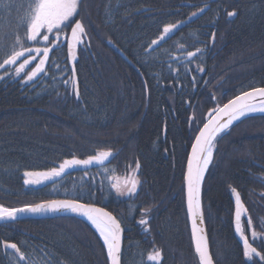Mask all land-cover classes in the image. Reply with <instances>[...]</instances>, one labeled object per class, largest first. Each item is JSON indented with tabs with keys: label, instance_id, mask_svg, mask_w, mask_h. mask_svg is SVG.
<instances>
[{
	"label": "trees",
	"instance_id": "trees-1",
	"mask_svg": "<svg viewBox=\"0 0 264 264\" xmlns=\"http://www.w3.org/2000/svg\"><path fill=\"white\" fill-rule=\"evenodd\" d=\"M32 2L0 0V63L16 36L24 37L19 21ZM201 8L205 11L193 23L149 51L165 25L181 24ZM232 11L237 15L229 17ZM75 20L86 29L75 65L79 96L67 32H60L59 47H52L53 38L45 71L33 81L24 83V77L42 54L19 77L15 68L27 53L0 69V76L10 74L0 80V205L79 199L106 208L120 221L122 264H150L147 256L156 250L162 251L160 264H199L186 209L187 161L209 111L264 88V0H80L69 32ZM36 45L43 46L24 40V47ZM197 48L202 54L187 56ZM214 143L202 187L213 261L264 264L244 256L232 191L239 192L248 211L242 226L249 242L264 253V115L237 122ZM107 150L116 154L108 166L52 178L40 189L24 183L25 171H47L63 159ZM133 173L140 181L136 193L118 194L115 179ZM141 219L148 224L141 225ZM4 240L17 243L32 264H110L98 234L77 217L0 223ZM14 257L0 247V264H14Z\"/></svg>",
	"mask_w": 264,
	"mask_h": 264
},
{
	"label": "snow or ice",
	"instance_id": "snow-or-ice-1",
	"mask_svg": "<svg viewBox=\"0 0 264 264\" xmlns=\"http://www.w3.org/2000/svg\"><path fill=\"white\" fill-rule=\"evenodd\" d=\"M80 6V0H33L29 6V10L19 21V24L25 29L24 37L21 38L19 35L12 45L10 52L6 53V58L3 63H0V69L5 66L15 65L25 54H29L28 59H24L18 67L15 68V76L19 77L24 72L26 66L36 59L31 53L37 54L42 53V57L39 63L36 64L32 70L24 77V83L33 81L34 78L42 74L45 71V64L49 58L48 47L41 48H30L24 47V40L37 42V38L41 36L42 31L46 33H53L56 30L55 40L61 39L60 32L62 31L61 26L65 25L66 22L70 21L78 11ZM205 9L201 8L199 13L194 12L189 17V20L202 14ZM229 17L237 15L235 11L228 12ZM177 24H168L163 27V34L161 40L165 36L172 33L173 30L177 29ZM86 36V29L84 24L80 20H75L74 27H71V44L70 51L72 60L75 62L77 59L76 49L77 45L83 43V38ZM49 35L44 34L42 41L48 42ZM111 43V41H109ZM151 46H158V41L153 40ZM150 46V47H151ZM55 47H59L56 44ZM19 48V50H17ZM197 53L202 54V50L197 48L193 52H188V57H196ZM203 71V68H199ZM73 73L75 68L73 67ZM6 76H0V80L7 78ZM195 78L193 77V81ZM68 83V81H65ZM73 87L76 88L75 79L72 80ZM76 95L79 96L78 89ZM257 97L262 98L259 105L250 103L249 101L255 100ZM264 112V88L254 89L251 92H245L235 99L230 100L227 104L222 107H217L209 113V120L204 123L203 128L199 130V134L195 137V144L192 146L191 156L187 161V210L191 215L192 233L195 238V252L198 254L200 264H214L211 254L209 252L208 244L205 235H203V228L198 227L197 222L203 220V212L201 206V185L204 180L206 171L213 160V152L215 148V140L217 136L225 132L233 125L235 121L247 116L252 112ZM113 155L111 150L98 152L96 155L88 156L86 159H79L73 156L71 159H63L57 167H53L47 171H25L24 183L26 185L35 184L39 185L46 180H50L54 177H60L65 174L68 170L73 169L77 166H90L94 162L103 163L109 157ZM139 169V163L136 165ZM264 179V178H262ZM140 181L135 178V173L131 177H126L123 181V185L119 182L114 183L112 187L116 189V192L121 195H131L136 193L137 186ZM235 193L236 200V232L240 234L243 239L244 256L248 259L258 257L259 261L264 262V253L258 252L257 248L253 247V244L249 242V236L245 234V230L241 224V217L244 212L247 211L244 208L241 197L238 191L232 189ZM59 213V212H71L80 216L86 217L88 221L95 227L99 232V236L103 240V244L106 245L107 257L110 260V264H121V237L124 229L121 227L120 221L116 219L112 213L105 211L104 209L98 208L93 204L82 203L79 199H60V200H49L36 204H26L19 208H10L4 205H0V220L4 221H15L20 214L23 213ZM143 215H148V210H145ZM248 222L251 225V219L248 218ZM141 225H147V219H141L139 221ZM253 241L258 237L254 228L250 233ZM0 247L8 252L11 250L15 253L14 264H32L25 253L21 250V247L17 243H10L8 240L0 241ZM162 257V251L156 250L151 252L147 256V261L150 264H154Z\"/></svg>",
	"mask_w": 264,
	"mask_h": 264
},
{
	"label": "water",
	"instance_id": "water-1",
	"mask_svg": "<svg viewBox=\"0 0 264 264\" xmlns=\"http://www.w3.org/2000/svg\"><path fill=\"white\" fill-rule=\"evenodd\" d=\"M199 17L196 16L194 18H192L191 20H187L181 24H178V27L177 29L173 30L172 33L168 34L167 36L164 37L163 40L159 39L157 40L158 41V46H153L149 51L150 52H153L155 51L156 49H158L159 47L163 46L164 44H166L168 41H170L173 37H175L182 29H184L186 26L190 25L191 23H193L197 18ZM74 27V25H73ZM60 43V40L59 41H55L53 46L52 47H55L56 44H59ZM70 44H71V30L69 32V35H68V38H67V56H68V63H69V67H70V70L72 72V76H73V79H75L76 81V90L79 88V85H78V79H77V74H76V62H77V59L76 61L74 62L72 60V55H71V51H70ZM109 45L115 50L116 53H118L120 56H122L124 58V60H126L127 62H129L131 65L132 62L126 57V55L119 49L117 48L114 44L112 43H109ZM78 50H79V45H77V49H76V55H77V58H78ZM134 66V65H133ZM73 67L75 68V73H73ZM135 67V66H134ZM260 89V88H258ZM252 91V90H251ZM249 91V92H251ZM235 99V98H234ZM261 100L262 98L260 97H257L255 100H251L249 101L250 103H255V104H260L261 103ZM228 103V102H227ZM226 103V104H227ZM216 109V108H215ZM214 110V109H213ZM213 110L209 111L207 114H206V117H205V123L208 122L209 120V113L212 112L213 115H215V113L213 112ZM245 119V118H244ZM192 120V118H191ZM203 128V127H202ZM199 134V133H198ZM195 144V141L193 143V145ZM192 150V148H191ZM191 156V152H190V155H189V158ZM116 158V154H113L111 157H109L106 161H104L103 163H99V162H94L92 165L90 166H77L73 169H70L68 170L65 174H63V176H69V175H73L75 173H79V172H88V171H91V170H94V169H99V168H102V167H105V166H108L109 164H111L113 162V160ZM186 174H187V170H186ZM206 177V176H205ZM205 177H204V180H205ZM204 180L202 182V185H201V206H202V187H203V183H204ZM33 185V184H31ZM37 187H40L39 185ZM185 190H186V209H187V183H186V176H185ZM241 197V196H240ZM242 201V199H241ZM243 204V202H242ZM244 208L245 205L243 204ZM98 208H101V209H104L105 211L107 212H110L109 210H107L106 208H103V207H100V206H96ZM203 212V211H202ZM236 212V210H235ZM111 213V212H110ZM113 215V214H112ZM248 215V211L244 212L242 214V217H241V224H242V218L244 216H247ZM64 216H71V217H77L79 219H82V216L78 215V214H75V213H71V212H59V213H53V212H47V213H36V214H33V213H23V214H20L18 216V218L15 220V221H4V220H0V223H18V222H22V221H26V220H44V219H51V218H58V217H64ZM114 216V215H113ZM187 216H188V220H189V225H190V231H191V236H192V243H193V247H194V252H195V238L193 236V233H192V223H191V215L189 214L188 210H187ZM117 219V218H116ZM86 221V220H84ZM87 222V221H86ZM88 223V222H87ZM198 224V227H200V222L198 221L197 222ZM202 226H203V235H205L206 237V240H207V244H208V248H209V252L211 254V249H210V244H209V240H208V237H207V232H206V229H205V223H204V219L202 220L201 222ZM235 229H236V218H235ZM122 227V226H121ZM236 232V230H235ZM236 236L239 240V242L242 244L243 246V239L242 237L240 236L239 233L236 232ZM101 239V238H100ZM102 240V239H101ZM103 242V241H102ZM106 247V246H105ZM254 247V246H253ZM123 249H124V231L122 233V237H121V264H122V258H123ZM259 252V251H258ZM195 255L198 259V254L195 252ZM211 257H212V254H211ZM213 260V258H212ZM199 261V259H198ZM214 262V261H213ZM200 264V262H199ZM215 264V263H214Z\"/></svg>",
	"mask_w": 264,
	"mask_h": 264
},
{
	"label": "rangeland",
	"instance_id": "rangeland-1",
	"mask_svg": "<svg viewBox=\"0 0 264 264\" xmlns=\"http://www.w3.org/2000/svg\"><path fill=\"white\" fill-rule=\"evenodd\" d=\"M72 20H73V18H70V21H69V22H66L65 25H62V26H61V28H62L61 33H62V32H67V38H68V35H69L68 32H69V29H70V25L72 24ZM44 34H48V35H49V41H48V42H43V43H42V42H40V41H42V36H43ZM55 34H56V30H54L53 33H51V34L46 33L45 31H42L41 36L37 38V42H32V41H30V42H32V44H36V43H40V44H41V43H42L43 46L40 47L41 49H43V48H45V47H48V48H49V46H50L51 43L53 42V38L55 39ZM59 34H60V33H59ZM55 41H56V40H55ZM55 41H54V42H55ZM66 41H67V39H66ZM54 42H53V44H54ZM34 48H37V45H36V47H34ZM40 54H42V53H39V54L36 53V56L34 55V56L36 57V59H34V60L31 62V64H32V63H35V62L38 60ZM28 58H29V57H28ZM38 62H39V60H38ZM29 65H30V64H29ZM29 65H28V66H29ZM124 179H125V178H121V177H120V178H117V179H116V183L119 182V183H121V184L123 185V181H124ZM118 194H119V193H118ZM120 195H121V194H120ZM123 196H125V195H123ZM160 263H161V259H160L159 261L155 262V264H160Z\"/></svg>",
	"mask_w": 264,
	"mask_h": 264
},
{
	"label": "bare ground",
	"instance_id": "bare-ground-1",
	"mask_svg": "<svg viewBox=\"0 0 264 264\" xmlns=\"http://www.w3.org/2000/svg\"><path fill=\"white\" fill-rule=\"evenodd\" d=\"M110 43V42H109ZM108 43V44H109ZM113 44V43H112ZM110 46V45H109ZM111 47V46H110ZM117 47V46H116ZM153 46H151L150 47V49L152 48ZM112 48V47H111ZM118 48V47H117ZM113 49V48H112ZM149 49V50H150ZM114 50V49H113ZM157 50V49H156ZM115 51V50H114ZM118 54V53H117ZM122 57V56H121ZM127 57V56H126ZM123 58V57H122ZM128 58V57H127ZM124 59V58H123ZM126 61V60H125ZM129 63V62H128ZM130 64V63H129ZM133 64V63H132ZM131 65V64H130ZM134 65V64H133ZM133 65H131V66H133ZM135 66V65H134ZM135 69L136 70H138L137 69V67L135 66ZM72 73V72H71ZM77 74V73H76ZM77 91V90H76ZM78 91H79V88H78ZM149 100V99H148ZM257 105H259V104H257ZM259 115H264V112H259V111H257V112H252V113H249L247 116H245V117H243V118H241L240 120H238V121H235L234 123H233V125L234 124H236L237 122H239V121H241V120H243L244 118H247V117H251V116H259ZM192 118V117H191ZM191 122H192V120H191ZM231 127V126H230ZM209 167H210V165H209ZM209 169V168H208ZM207 172H208V170L206 171V173H205V176H206V174H207ZM204 176V177H205ZM61 177H66V176H63V175H61ZM82 218L84 219V220H86L87 222H88V224L93 228V230L99 235V232L95 229V227L91 224V222L90 221H88L87 220V218L86 217H83L82 216ZM200 222V228H203V226H202V224H201V221H199ZM100 237V236H99ZM101 238V237H100ZM102 239V238H101ZM103 241V240H102ZM104 246H106V245H104ZM106 248V247H105ZM107 250V249H106Z\"/></svg>",
	"mask_w": 264,
	"mask_h": 264
},
{
	"label": "flooded vegetation",
	"instance_id": "flooded-vegetation-1",
	"mask_svg": "<svg viewBox=\"0 0 264 264\" xmlns=\"http://www.w3.org/2000/svg\"><path fill=\"white\" fill-rule=\"evenodd\" d=\"M54 41H55V40H54ZM60 41H61V40H60ZM99 169H100V168H99ZM94 170H97V169H94ZM54 178L59 179V178H61V176H60V177H54ZM117 178H120V177H117ZM117 178H116V179H117ZM121 178H126V177H122V176H121ZM135 178H136V177H135ZM116 179H115L114 183H116ZM49 182H50L49 180L44 181L43 183L39 184L40 187H37L38 185H35V184H33V185L29 184L28 186H30V187H32V188L40 189V188L46 187V186L48 185ZM115 190H116V189H115ZM185 191H186V190H185ZM125 195H128V194H125Z\"/></svg>",
	"mask_w": 264,
	"mask_h": 264
}]
</instances>
